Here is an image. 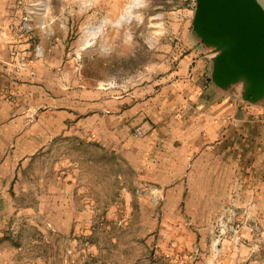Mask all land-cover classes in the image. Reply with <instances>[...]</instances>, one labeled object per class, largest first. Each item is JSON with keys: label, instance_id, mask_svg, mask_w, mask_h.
Returning <instances> with one entry per match:
<instances>
[{"label": "rangeland", "instance_id": "obj_1", "mask_svg": "<svg viewBox=\"0 0 264 264\" xmlns=\"http://www.w3.org/2000/svg\"><path fill=\"white\" fill-rule=\"evenodd\" d=\"M198 4L0 0V264H264V114L183 179L117 160L184 136L160 90L223 49Z\"/></svg>", "mask_w": 264, "mask_h": 264}, {"label": "crops", "instance_id": "obj_2", "mask_svg": "<svg viewBox=\"0 0 264 264\" xmlns=\"http://www.w3.org/2000/svg\"><path fill=\"white\" fill-rule=\"evenodd\" d=\"M199 31L207 33L203 28ZM222 46V52L213 53L206 48L207 52L199 58L182 59L180 79L160 90L159 97L165 91L166 101L172 100L164 104L168 115L169 108L180 107L175 121L185 125L184 136L178 141L171 138L160 142L164 153L155 163L146 153L154 146L150 138L141 142L140 154L136 157L133 155L135 151L130 150L129 138L121 145L124 149L120 150L122 155L117 156L119 163H125L129 170L131 164L140 162L148 164V168L153 164L158 166L163 178L183 179L187 173L198 172L199 164L205 159L207 163L228 161L233 135L236 134L234 131L264 114V63L243 58L233 48L232 42L224 40ZM170 91H173L172 96L167 94ZM166 120L169 123V118ZM172 162L182 166L178 165L173 172L168 166ZM122 176L125 179L129 177L126 173L116 174V177ZM176 186H179L177 193L181 195L192 193L191 189L186 191L184 183Z\"/></svg>", "mask_w": 264, "mask_h": 264}, {"label": "water", "instance_id": "obj_3", "mask_svg": "<svg viewBox=\"0 0 264 264\" xmlns=\"http://www.w3.org/2000/svg\"><path fill=\"white\" fill-rule=\"evenodd\" d=\"M199 23L246 59L264 63V0H198Z\"/></svg>", "mask_w": 264, "mask_h": 264}]
</instances>
